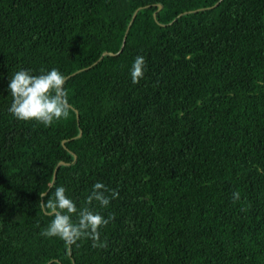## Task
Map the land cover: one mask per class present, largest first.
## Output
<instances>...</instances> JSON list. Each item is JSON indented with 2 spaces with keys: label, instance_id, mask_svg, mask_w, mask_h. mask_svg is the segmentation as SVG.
I'll return each mask as SVG.
<instances>
[{
  "label": "trees",
  "instance_id": "obj_1",
  "mask_svg": "<svg viewBox=\"0 0 264 264\" xmlns=\"http://www.w3.org/2000/svg\"><path fill=\"white\" fill-rule=\"evenodd\" d=\"M52 68L68 117L15 120ZM96 182L104 247L41 235L40 192ZM0 264H264V0H0Z\"/></svg>",
  "mask_w": 264,
  "mask_h": 264
},
{
  "label": "clouds",
  "instance_id": "obj_2",
  "mask_svg": "<svg viewBox=\"0 0 264 264\" xmlns=\"http://www.w3.org/2000/svg\"><path fill=\"white\" fill-rule=\"evenodd\" d=\"M145 59L137 55L129 69L133 84L143 78ZM67 77L56 68L41 69L38 74L31 70L19 69L8 78L7 92L11 103L7 111L21 122H36L45 127L66 119L69 115V102L65 91ZM41 198L47 200L39 203L40 211L52 219L41 235L56 238L66 246L74 245L82 239L92 241V247H104L100 240V230L106 227L114 217H105L101 210L106 209L117 193L108 189L103 183L96 182L84 197L83 204L77 203L66 195L64 186H57L49 195L40 192ZM239 198L238 193L233 194Z\"/></svg>",
  "mask_w": 264,
  "mask_h": 264
},
{
  "label": "water",
  "instance_id": "obj_3",
  "mask_svg": "<svg viewBox=\"0 0 264 264\" xmlns=\"http://www.w3.org/2000/svg\"><path fill=\"white\" fill-rule=\"evenodd\" d=\"M162 8V6L161 5H159V9H161ZM155 17H156V15H155ZM110 55H114V54H112V53H110ZM61 164H65L64 162H62Z\"/></svg>",
  "mask_w": 264,
  "mask_h": 264
}]
</instances>
